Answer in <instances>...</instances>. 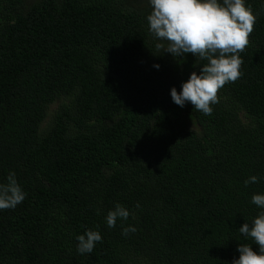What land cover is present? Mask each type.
Instances as JSON below:
<instances>
[{
  "label": "trees",
  "instance_id": "1",
  "mask_svg": "<svg viewBox=\"0 0 264 264\" xmlns=\"http://www.w3.org/2000/svg\"><path fill=\"white\" fill-rule=\"evenodd\" d=\"M0 264H264V0H0Z\"/></svg>",
  "mask_w": 264,
  "mask_h": 264
},
{
  "label": "rangeland",
  "instance_id": "2",
  "mask_svg": "<svg viewBox=\"0 0 264 264\" xmlns=\"http://www.w3.org/2000/svg\"><path fill=\"white\" fill-rule=\"evenodd\" d=\"M55 107H53L52 109H54Z\"/></svg>",
  "mask_w": 264,
  "mask_h": 264
}]
</instances>
